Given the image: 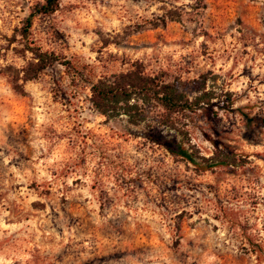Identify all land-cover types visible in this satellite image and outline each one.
<instances>
[{"label":"rangeland","instance_id":"1","mask_svg":"<svg viewBox=\"0 0 264 264\" xmlns=\"http://www.w3.org/2000/svg\"><path fill=\"white\" fill-rule=\"evenodd\" d=\"M43 1L0 0V264H264V4L61 0L31 35L59 61L24 81ZM135 65L211 93L179 121L195 163L93 108Z\"/></svg>","mask_w":264,"mask_h":264},{"label":"trees","instance_id":"2","mask_svg":"<svg viewBox=\"0 0 264 264\" xmlns=\"http://www.w3.org/2000/svg\"><path fill=\"white\" fill-rule=\"evenodd\" d=\"M61 0H44L37 3L32 12L19 28V34L26 39L25 50L33 54V60L23 67V80L37 78L47 67L59 61L55 52L43 50L40 46L32 45V26L37 15H50L59 9ZM200 9L205 8L204 0H198ZM165 18L163 19V21ZM18 90V85L15 87ZM90 102L93 108L108 118L124 115L131 124L147 123L153 125L152 131L157 135V142L174 155H180L190 162H196L192 144H184L178 135L184 136L179 121L189 116L203 102H211V93L204 91L203 95L194 99L180 88L178 82L165 77L163 71L149 74L140 65L132 69L104 75L95 82H91ZM247 119L256 124L264 125V117L249 116ZM173 132L167 136L163 131ZM209 162L214 157H202ZM222 162L230 163L223 160ZM205 165L204 168L209 167ZM260 248H263L260 245Z\"/></svg>","mask_w":264,"mask_h":264},{"label":"clouds","instance_id":"3","mask_svg":"<svg viewBox=\"0 0 264 264\" xmlns=\"http://www.w3.org/2000/svg\"><path fill=\"white\" fill-rule=\"evenodd\" d=\"M259 3L260 4H264V0H259Z\"/></svg>","mask_w":264,"mask_h":264}]
</instances>
